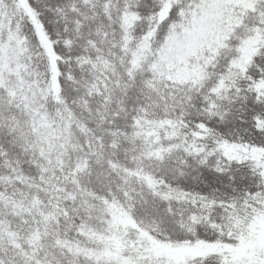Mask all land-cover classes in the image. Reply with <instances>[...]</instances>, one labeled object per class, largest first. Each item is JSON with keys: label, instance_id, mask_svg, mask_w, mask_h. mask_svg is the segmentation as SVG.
Wrapping results in <instances>:
<instances>
[{"label": "snow or ice", "instance_id": "6c2138e0", "mask_svg": "<svg viewBox=\"0 0 264 264\" xmlns=\"http://www.w3.org/2000/svg\"><path fill=\"white\" fill-rule=\"evenodd\" d=\"M0 264H264V0H0Z\"/></svg>", "mask_w": 264, "mask_h": 264}]
</instances>
